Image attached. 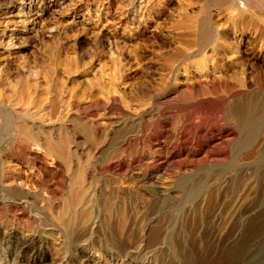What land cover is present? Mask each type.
<instances>
[{"label":"rangeland","instance_id":"rangeland-1","mask_svg":"<svg viewBox=\"0 0 264 264\" xmlns=\"http://www.w3.org/2000/svg\"><path fill=\"white\" fill-rule=\"evenodd\" d=\"M247 1L235 0V8H223L219 0H0V264H264V163L252 183L233 176L234 193L253 191L249 211L236 214L229 225L237 236L111 242L102 237L113 227L101 217L89 194L84 195L86 201L82 194L77 197L80 202L71 203L69 189L77 185L72 171L64 168L63 181L54 158L41 147L29 149L18 144L13 135L16 125H33L40 130L71 125L84 108L90 120L123 117L126 126L132 125L131 133L140 132L142 140L146 130L140 121L146 114L144 127L157 128L160 121L159 131L168 135L161 139L164 146H171L176 133L175 149L195 147L203 140L196 128L212 118L209 107L196 105L198 101L239 88L248 90L253 100L264 94V0ZM237 3L251 8L244 23L239 21L242 9ZM221 33L227 39H220ZM84 93L91 98L85 99ZM179 97L185 100L181 105L173 101ZM79 103H83L81 109ZM105 103L115 106L112 113L105 114ZM165 119L170 122L167 128L161 126ZM142 148L137 146L140 154ZM238 161L230 167L237 168ZM155 186L165 191L163 185ZM148 215L138 212L129 230H170V212ZM95 216L101 220L92 231L89 226L97 220ZM223 216L224 225L231 217ZM199 218L190 220L183 229L194 231L200 224L210 227L212 217H204L202 223ZM119 246L126 251H120Z\"/></svg>","mask_w":264,"mask_h":264},{"label":"bare ground","instance_id":"bare-ground-1","mask_svg":"<svg viewBox=\"0 0 264 264\" xmlns=\"http://www.w3.org/2000/svg\"><path fill=\"white\" fill-rule=\"evenodd\" d=\"M234 1L235 0H219V3L221 7L223 8H235L236 6H234L235 4ZM250 1H247V2L250 3ZM241 4L242 6H240L239 4L237 5L238 9H242L241 12L239 13V21L244 23L245 14L248 13V11L251 8L249 9L248 6H246L244 3H241ZM248 5L250 6V4ZM222 11L225 12V10H222ZM234 15L236 16V14ZM220 39H227V36L225 34H222ZM194 41H195V38H194ZM185 45H187V43H185ZM186 47L187 46H185L184 48ZM224 50H222V52H224ZM181 53L182 52H180V54ZM225 55L226 54H224V56ZM245 61L243 60L244 63ZM195 63H197V61ZM222 71L226 72L225 70H222ZM191 72H193V70ZM200 74H201V71L199 75ZM246 77H249V75ZM207 79L208 78H206V80ZM225 79L226 78H224V80ZM193 83H195V81ZM241 83L244 84V82H241ZM247 87H249L248 84H247ZM212 88L211 90H213ZM240 89L241 88H239V90L237 91H235V89L232 91L230 90L227 95L225 94V96H216V97H211V98L209 97V99L205 98V100H201L200 102L198 101L196 105H200L202 108H205V109L209 107L208 109L211 110L212 118L204 120L205 125L200 128L199 127L196 128L195 130L196 134L197 133L202 134L203 140L201 141L199 140L196 146L194 144L195 147H192L190 149H187V148L179 149L178 147H177L178 149H175L177 142L175 144L174 141L177 140L179 136L176 133L173 136V142L171 143V146H167V147L164 146L162 144L163 142L161 141V139L167 138L168 135L166 134V132L161 133L159 131L158 127H160V121L157 124V128H154L150 126L149 124L148 126L145 124L147 127H144L142 120L143 119L145 120L144 116L146 114L143 115V117L141 116L142 119L140 121L142 123L141 126L143 127V129L146 130V136L143 135L144 138L142 137L143 138L142 140L139 135L140 132L137 131V133L135 132L131 133L130 130L133 127H131L132 125L126 126V124L124 123L125 121L123 117L117 118L116 116L115 118L107 119L105 116H103L106 119H103L101 121H98L96 119L90 120V118L88 119L87 117L89 113L87 109H84V108H83V113L77 114L79 116H77L76 119L71 121L70 123L71 125H67L64 127L62 126L60 128L48 129V130H40L39 128L38 130L36 129V126H33V125H23V126L16 125L13 129V132H14L13 135L16 138L15 141H17L18 144L23 145L24 143V147H27L29 149H31L32 147H41L45 151L46 155L50 156V158L51 157L54 158L55 166L58 169L62 170L61 178L63 181H65L64 168L68 167L69 170L72 171V177L74 181L77 182V185L75 184V186H70L69 190L73 195V200L71 201V203H74V202L76 203L79 201L77 198L78 195L81 196L83 194L82 200H84L85 198L84 195L89 194L93 199L92 201L96 202L95 204L97 205V209L101 212V217L103 216L104 219L107 218L106 220L108 221V224L112 225L113 227V231L103 235L102 238H105L111 242H120V243H125V242L128 243L129 240L130 241H133V240L150 241L151 243V241L152 242H159V241L160 242L161 241L162 242H174V241L183 240V239H187V240L188 239H192V240L194 239H205V240L206 239H212V240L230 239L237 235L235 233H232V231L229 230L230 229L229 225L231 224L232 220L235 218L234 216L236 214H239V215L246 214L249 211L250 205L248 206V204L250 202L248 203V201L251 198L252 193H253V191L243 192L241 195L238 193H234L233 185L236 181V178H234L233 176L235 175L238 176V178L242 182L252 183L254 177L260 174V172H262L260 170V167L264 163V94L258 96L256 100H253V97H249V93L247 92L248 90L246 91L244 89H241V90ZM175 90L177 91V89ZM200 92L201 91L199 90V96H200ZM84 96H85V99L91 98V95L89 94L87 95L84 93ZM185 96L187 97V95ZM173 101L180 105L185 102L183 97L176 98L175 100L173 99ZM192 101L194 102V100ZM82 104L79 103L77 107L81 109L82 107L80 105ZM144 104L145 103H143V106ZM72 107L74 108V106ZM103 107H104L103 110L105 111V114L107 115V114L112 113L115 106L113 107L111 103H105ZM188 109H190V107ZM195 112L198 113V111H195ZM156 113H158V111ZM158 115L160 116V114ZM169 124L170 122L165 119V121L163 120V122L161 123V126H163V128L165 127L167 128ZM153 128H154V133L151 134V132H153ZM139 144L143 146L141 154L137 150V146ZM37 157L43 160V164L45 166H49L48 164H46L47 163L46 159L38 155ZM85 158H87L89 161H87V159ZM235 160H239L238 162H240V164L237 165V168L236 167L231 168L230 166L231 164H233V162H235ZM261 169H263V167ZM234 172H236V174ZM66 179H67V176H66ZM163 179H168V182L165 183L164 181L166 180H163ZM240 180H238L239 183H240ZM156 184L163 185L165 191L163 192L161 191L162 189L160 190L159 188H157V186H155ZM217 187L218 189H216ZM52 189H55V188H52ZM29 191H32V190H29ZM255 192H256V189H255ZM82 200H81V203H82ZM120 200L122 201L121 203L122 205L117 204V202ZM84 201H86V198ZM251 205H254V204H251ZM62 209L64 210V208ZM256 210L257 209H255V211ZM138 212H140V214L146 213L152 216L156 215L157 213L168 214V212H170V216H169L170 218H168V224L170 223V226H171L170 230H164L165 229L164 228L163 230L160 229L154 232L153 231H141V232L134 233L132 230H129V224H132V221L135 219L134 217L136 216ZM208 215L213 218L209 228L200 224V226H198L196 230L194 231H187L189 227H187V230L183 229V226H188V223L190 220L192 219L195 220L197 217H200L201 219L199 218L200 220L198 219V221L202 223V221L204 220V217H207ZM223 215H227L231 217L225 220L224 225L222 222V217H225V216ZM101 217L95 216L97 220L92 222L89 226L92 231L95 228H97L99 224L98 219H100ZM161 219H163V217ZM190 224L191 223H189V225ZM246 224H247V221H246ZM218 226L224 227L223 230H216L215 227H218ZM233 228L235 229L236 227H233ZM242 230H245V229H242ZM247 232H249V230ZM256 232H254V234ZM221 241H224V240H221ZM117 248L120 251L121 250L123 252L126 251L124 250L123 246H119Z\"/></svg>","mask_w":264,"mask_h":264}]
</instances>
